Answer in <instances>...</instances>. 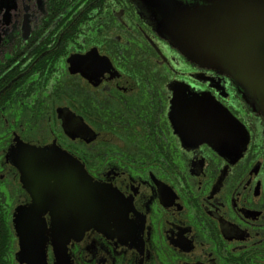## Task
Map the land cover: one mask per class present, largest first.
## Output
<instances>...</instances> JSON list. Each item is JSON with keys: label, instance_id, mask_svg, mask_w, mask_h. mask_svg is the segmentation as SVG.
Listing matches in <instances>:
<instances>
[{"label": "flooded vegetation", "instance_id": "flooded-vegetation-1", "mask_svg": "<svg viewBox=\"0 0 264 264\" xmlns=\"http://www.w3.org/2000/svg\"><path fill=\"white\" fill-rule=\"evenodd\" d=\"M156 1L0 0V264H264V115L159 30ZM200 101L245 127L241 154L183 137ZM29 147L112 190V219L76 232L57 205L36 220ZM18 226L38 230L28 255Z\"/></svg>", "mask_w": 264, "mask_h": 264}, {"label": "water", "instance_id": "water-1", "mask_svg": "<svg viewBox=\"0 0 264 264\" xmlns=\"http://www.w3.org/2000/svg\"><path fill=\"white\" fill-rule=\"evenodd\" d=\"M207 1L194 6L177 0L156 1L158 28L190 59L231 76L250 106L264 115V0ZM178 124L184 138L208 142L223 154H241L248 141L247 130L228 110L212 104L204 107L201 101L198 109L183 107ZM16 164L34 199L31 206L39 209L36 220L41 221L44 208L57 205L71 206L70 221L77 226L76 232L99 228L112 219L116 194L98 184L65 152L24 148ZM53 214L66 222L64 213ZM18 231L22 254L28 255L38 240L33 232L38 230L18 226Z\"/></svg>", "mask_w": 264, "mask_h": 264}]
</instances>
